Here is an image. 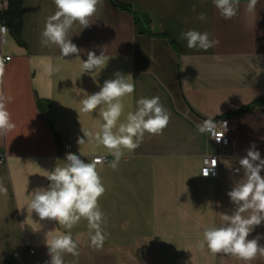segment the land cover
Segmentation results:
<instances>
[{
  "label": "crops",
  "instance_id": "crops-1",
  "mask_svg": "<svg viewBox=\"0 0 264 264\" xmlns=\"http://www.w3.org/2000/svg\"><path fill=\"white\" fill-rule=\"evenodd\" d=\"M247 3L240 0L237 16L224 20L212 0H104L91 27L76 25L69 33L82 49L79 58H61L56 46L40 42L56 11L53 0H22L23 45L8 30L0 42L5 65L0 95L11 97L6 106L16 125L0 135V180L7 188V195L0 194V264H48L46 238L67 230L41 221L28 204L35 189L49 185L48 172L66 163L67 153L85 162L95 156L113 160L106 148L84 137L82 128L95 132L103 120L99 110L82 112L80 101L117 70L135 84L134 94L122 99L119 122L135 110L137 99L153 96L171 113L170 122L161 135L146 133L134 152L125 150L117 170L109 162L98 168L106 188L99 204L107 216V239L93 249L82 219L71 230L80 255L64 254V264H243L198 245L205 228L219 225L220 213L235 210L227 193L243 177V169L234 172L238 160L253 144L264 159L262 109L238 114L264 98V0L255 13L245 11ZM132 13L149 19L150 36L140 33ZM200 13L204 21L197 19ZM187 30L207 31L219 44L207 51L188 49L180 39ZM102 50L110 58L106 68L82 74L87 52ZM49 65L60 71L46 72ZM210 118L228 120L224 154L196 128ZM80 138L86 140L82 145ZM209 155H217V171L205 178L203 157ZM257 236L264 246V222L248 238ZM251 264H264V258Z\"/></svg>",
  "mask_w": 264,
  "mask_h": 264
},
{
  "label": "clouds",
  "instance_id": "clouds-1",
  "mask_svg": "<svg viewBox=\"0 0 264 264\" xmlns=\"http://www.w3.org/2000/svg\"><path fill=\"white\" fill-rule=\"evenodd\" d=\"M212 2L224 20L237 16L240 0ZM53 3L56 11L45 22L41 32V46H56L60 50L61 58L73 54L79 58L82 49L72 42L69 33L75 31L76 25H79L81 30L91 27L92 17L103 6L104 0H53ZM257 4L258 0H248L245 11L255 13ZM197 19L204 21L206 16L200 13ZM3 31L5 29L0 28V32ZM210 36L207 31L201 33L197 30H187L180 34V39L186 41L188 49L207 51L219 44L218 39H210ZM109 60L104 50L99 55L88 51L87 59L81 60V73H99L106 68ZM4 71L5 65L3 60H0V79ZM45 71L50 74L59 72L60 66L49 65ZM134 92L132 76L117 70L114 78L104 80L99 91L87 94L80 101L82 112H100L103 123L100 124L99 130L92 132L82 128V131L88 142L95 141L108 150L113 157L109 167L114 171L118 169L125 150L134 152L143 142L146 133L161 135L170 122L171 113L163 106L159 96L140 97L136 100L135 110L127 113L124 122H119L124 113L122 99L132 96ZM10 100L11 97L0 95V135H7L16 127L6 106ZM196 128L199 133L209 134L219 142L226 130V122L218 124L210 118L196 125ZM218 128L223 131H217ZM85 142L84 138L78 140L80 145ZM65 161L63 166H56L48 172L46 178L50 181L49 185L35 189L28 204V209L34 211L41 221H55L67 230L50 239L46 238L50 256L48 264H64V254L79 257L78 241L73 238L71 230L82 219L87 221L90 246L93 249H101L108 235L104 228L107 216L99 204L100 198L106 192L98 171L104 158L95 157L91 162H85L80 155L69 152ZM238 163L240 168L234 172L239 173L243 169V177L235 181L227 193L230 201L236 206L235 210L231 214L220 213L219 225L204 229L203 240L198 247L201 250L206 247L213 255L223 254L243 264H251L256 259L264 258V246L259 244L261 237L248 238L255 227L264 222V176L261 175L264 159H261L260 152L253 144ZM210 166L215 168V159L211 160ZM202 174L207 177L209 169L205 168ZM0 194L7 195V188L2 180Z\"/></svg>",
  "mask_w": 264,
  "mask_h": 264
},
{
  "label": "trees",
  "instance_id": "trees-1",
  "mask_svg": "<svg viewBox=\"0 0 264 264\" xmlns=\"http://www.w3.org/2000/svg\"><path fill=\"white\" fill-rule=\"evenodd\" d=\"M2 8L0 9V24L5 26L9 31L10 35L16 41L18 45H23L21 39V30H22V0H1ZM122 8V7H121ZM130 11L127 8H122ZM134 22L139 28L141 34L150 36V21L147 17L132 13ZM38 107L39 103H38ZM261 108L264 113V98L258 100L254 104L247 106L240 110L238 114L247 112L255 108ZM44 116L48 117L47 110H42Z\"/></svg>",
  "mask_w": 264,
  "mask_h": 264
},
{
  "label": "built area",
  "instance_id": "built-area-1",
  "mask_svg": "<svg viewBox=\"0 0 264 264\" xmlns=\"http://www.w3.org/2000/svg\"><path fill=\"white\" fill-rule=\"evenodd\" d=\"M1 3H2V2H1ZM0 28L5 29V31L0 32V42L3 43V42H4V36H5L6 32H7V28H6L5 26H3V25H0ZM4 60H6V61L9 60V57L4 58ZM215 122H217L218 124H219L220 122H226V130L224 131L223 138H222L219 142H217L216 139L210 137L212 143H213L214 146H215V148L218 150V154H224L225 151H226V149H227V147H228V144H229V137H228V133H229V129H228V120L225 119V118H220V119L215 120ZM217 131H221V132H222L223 129H222V128H218ZM209 136H210V135H209ZM64 149H65L66 152H69V150H70V148H69L68 145H65V146H64ZM95 157H102V158H104V162H103V164H106V163H108V162L110 161V158H107V157H104V156H95ZM95 157H93L92 160H93ZM212 159H215V160H216V166H215V168H212V167L210 166V163H211V160H212ZM205 168L209 169V175H208L207 177L204 176V175L202 174ZM216 171H217V155L204 156V157H203L202 169H201V175H202V177H205V178H208V177H215V176H216ZM31 253H33V251H30V254H31Z\"/></svg>",
  "mask_w": 264,
  "mask_h": 264
}]
</instances>
